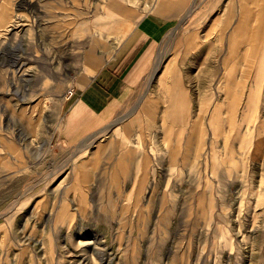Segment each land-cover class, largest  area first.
<instances>
[{
  "label": "rangeland",
  "instance_id": "1",
  "mask_svg": "<svg viewBox=\"0 0 264 264\" xmlns=\"http://www.w3.org/2000/svg\"><path fill=\"white\" fill-rule=\"evenodd\" d=\"M109 1L0 0V264H264V27L255 47L237 30L261 0H123L166 29L114 119L69 143L66 97L122 43L96 26Z\"/></svg>",
  "mask_w": 264,
  "mask_h": 264
},
{
  "label": "crops",
  "instance_id": "2",
  "mask_svg": "<svg viewBox=\"0 0 264 264\" xmlns=\"http://www.w3.org/2000/svg\"><path fill=\"white\" fill-rule=\"evenodd\" d=\"M158 1L161 10L166 1ZM167 22L164 17L123 0L107 3L105 12L96 18V26L99 33L119 37L122 43L110 62L95 73H84L74 86L73 95L66 97L61 132L64 141L79 142L114 119L127 101L126 95L133 94L147 73L152 49Z\"/></svg>",
  "mask_w": 264,
  "mask_h": 264
},
{
  "label": "bare ground",
  "instance_id": "3",
  "mask_svg": "<svg viewBox=\"0 0 264 264\" xmlns=\"http://www.w3.org/2000/svg\"><path fill=\"white\" fill-rule=\"evenodd\" d=\"M180 2V1H179ZM182 2H184V1H182ZM243 2H244V0H243ZM180 6V5H179ZM181 6H182V4H181ZM190 7H191V5H189V7L187 8V10L184 12V14H183V17H185V16H187L188 15V11L190 10ZM185 9V8H184ZM183 9V10H184ZM244 10V9H243ZM5 13L4 12H1L0 13V17L2 18V16L4 15ZM6 15H7V13H6ZM5 20H6V18H5ZM4 20V21H5ZM238 27H237V30H239V32H244V33H242V34H246L247 33V36H248V39H249V42H250V47H255V42H256V40H258V38L260 37V35H258V34H260V30L264 27V0H261V2L260 3H258V7L256 6V5H252V4H248V6H246L245 7V10L243 11V13L241 14V20H240V22L238 23V25H237ZM235 30H236V28H234V32L231 34V37H229V44L231 45V47H233V46H236V44H237V39H239L238 38V34H237V30H236V32H235ZM246 31H248V32H246ZM191 38L192 37H190V39H189V41H188V43L189 42H191ZM82 62H83V60H82ZM15 64H12V65H16V62H14ZM83 75V74H82ZM151 76V78H150V82L153 80V74L152 75H150ZM255 82H256V79L254 80V84H253V88L250 90V92H249V95H248V99H247V102H246V104H245V106H244V111H243V116H242V119H241V125L243 126V125H247L246 126V128H247V130H246V132L248 131L249 132V130H250V128H249V124L251 123V121H252V119H253V110L254 109H256V107H257V104H258V99H259V94L257 93V89H256V84H255ZM232 84V83H231ZM149 85V84H148ZM72 91V90H71ZM236 92H233L232 94L230 93L228 96H229V98L230 97H234L233 95L235 94ZM180 100V99H179ZM146 101L145 100H143V99H141L140 100V102H139V104H138V107H141V105L143 104V106H142V109L143 110H147L146 112H148L149 113V106L148 105H150V104H148V102L147 103H145ZM231 103V101H229V105H231V107L232 108H234V106H232L233 104H230ZM138 107H135V108H133V110L132 111H130V113L129 114H125V115H127V118L129 117V116H131L132 114H134L135 113V111L137 110V108ZM219 109V107H217V108H215V111H214V114H213V117H212V119H211V125L213 126V129H214V131H215V133L216 134H218L219 132H220V128H221V124L220 123H218V120L220 119V117L218 116V113H217V110ZM35 110H36V108H33V110H32V113H34L35 112ZM137 114V113H136ZM167 114H165V115H162V117H163V121L166 123V116ZM179 118V117H178ZM180 118H182L183 119V116L182 115H180ZM30 119H31V122L32 123H35V125H36V123H37V120H35L33 117H30ZM122 119H126V117L125 118H122ZM181 119V120H182ZM185 121V120H184ZM260 128H262V126H260ZM106 129H109V127H107ZM106 129H104L103 131H101V132H104ZM180 129V128H179ZM182 130V129H181ZM251 130H252V128H251ZM264 131V130H263ZM177 133H179L180 134V131H177ZM251 133V132H250ZM249 133H244V131H243V129H241L240 128V130H238L237 132H236V134H235V139L236 138H240V137H243V139L246 137V136H248L249 137ZM264 136V135H263ZM34 137V136H33ZM98 137V136H97ZM96 137V138H97ZM100 137V136H99ZM248 137H246L247 139H250V138H248ZM119 138V137H118ZM247 144H249V142L247 143ZM262 146V145H261ZM108 147V146H107ZM225 150L228 152V151H230V148L228 147V145H226V143H225ZM104 149L105 148H102V149H98L99 150V152L100 153H102V152H104ZM78 150H79V148H78ZM98 150H97V152H98ZM227 152H223L222 154H220L221 156H223V157H228L229 155H228V153ZM263 154V153H262ZM219 160H220V158H219ZM215 163V162H214ZM87 178H88V176L87 177H85L84 176V178H83V180H85V181H87L88 182V180H87ZM77 179H81V178H79V177H76V180ZM79 182H81V181H79ZM78 183V182H77ZM36 184H38V183H36ZM34 185V184H33ZM33 185H31V186H33ZM82 185V184H81ZM83 186V185H82ZM30 187H28V188H26V189H29ZM26 189L24 190V193L26 192ZM32 189V188H31ZM28 192V191H27ZM26 192V193H27ZM25 193V194H26ZM22 194V193H21ZM19 197H20V195H19ZM22 197H23V194H22ZM19 199V198H18ZM18 199H16L17 201H18ZM16 200L14 201V202H16ZM13 202V203H14ZM12 205H14V204H12ZM11 209H13V208H11ZM63 211L64 210H61L60 212V214H59V216H61V215H63ZM93 238V237H92ZM92 241H93V239H92ZM80 244V243H79ZM90 244V243H89Z\"/></svg>",
  "mask_w": 264,
  "mask_h": 264
},
{
  "label": "built area",
  "instance_id": "4",
  "mask_svg": "<svg viewBox=\"0 0 264 264\" xmlns=\"http://www.w3.org/2000/svg\"><path fill=\"white\" fill-rule=\"evenodd\" d=\"M73 92H74V90L70 91L69 92V95L72 96L73 95Z\"/></svg>",
  "mask_w": 264,
  "mask_h": 264
}]
</instances>
